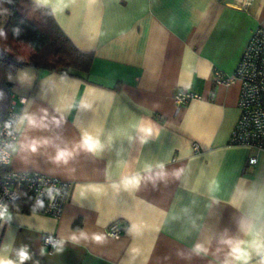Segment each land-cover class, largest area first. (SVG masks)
I'll return each mask as SVG.
<instances>
[{
  "label": "crops",
  "instance_id": "obj_1",
  "mask_svg": "<svg viewBox=\"0 0 264 264\" xmlns=\"http://www.w3.org/2000/svg\"><path fill=\"white\" fill-rule=\"evenodd\" d=\"M32 1L94 61L11 78L10 169L71 188L58 218L0 220V264H264V151L229 143L240 83L213 76L234 73L264 0ZM179 89L200 98L178 107ZM114 221L119 238L106 233Z\"/></svg>",
  "mask_w": 264,
  "mask_h": 264
},
{
  "label": "built area",
  "instance_id": "obj_2",
  "mask_svg": "<svg viewBox=\"0 0 264 264\" xmlns=\"http://www.w3.org/2000/svg\"><path fill=\"white\" fill-rule=\"evenodd\" d=\"M254 0H232L231 5L246 10ZM216 82L229 84L240 83L238 108L239 117L231 132L229 143L264 151V27L252 30L242 51L233 74L225 76L220 71L213 74ZM200 96L188 89H179L173 96L176 106H183ZM21 104L27 99L21 97ZM19 112L16 102L11 100L5 121L0 126V220H4L10 206L18 202L22 192H27L33 202L42 205V212L58 218L67 202L71 182L37 172H18L10 169V160L18 138L16 121ZM194 149L198 151L196 143ZM257 158L250 156L247 165L256 164ZM126 226L119 221L111 222L106 233L119 238ZM44 245L51 251L56 239L45 236Z\"/></svg>",
  "mask_w": 264,
  "mask_h": 264
},
{
  "label": "trees",
  "instance_id": "obj_3",
  "mask_svg": "<svg viewBox=\"0 0 264 264\" xmlns=\"http://www.w3.org/2000/svg\"><path fill=\"white\" fill-rule=\"evenodd\" d=\"M224 2V0H217ZM0 126L11 101V78L24 67L88 73L92 52L80 51L57 24L48 7L32 0H0ZM19 212L42 211L27 192L10 206Z\"/></svg>",
  "mask_w": 264,
  "mask_h": 264
},
{
  "label": "rangeland",
  "instance_id": "obj_4",
  "mask_svg": "<svg viewBox=\"0 0 264 264\" xmlns=\"http://www.w3.org/2000/svg\"><path fill=\"white\" fill-rule=\"evenodd\" d=\"M0 14H2L1 11H0Z\"/></svg>",
  "mask_w": 264,
  "mask_h": 264
}]
</instances>
